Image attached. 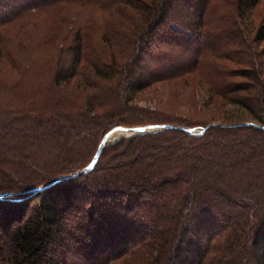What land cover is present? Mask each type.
<instances>
[{
	"label": "trees",
	"instance_id": "obj_1",
	"mask_svg": "<svg viewBox=\"0 0 264 264\" xmlns=\"http://www.w3.org/2000/svg\"><path fill=\"white\" fill-rule=\"evenodd\" d=\"M194 1L0 0V100L21 102L18 115L8 123L0 119V264H264V113L256 112H264V102H238L256 121L213 119L200 126L225 125L199 135L170 127L121 137L102 149L90 170L51 183L87 166L113 126L195 128L163 119L110 122L89 158L71 165L84 129L100 116L92 93L98 80L113 78L116 69L138 72L141 57L151 53L163 57L161 66L173 61L149 44L156 35L165 45L175 38L172 23L182 30L205 27L214 2ZM260 1L234 0L237 20ZM44 11L53 14L51 21L21 22ZM93 27L100 41L88 58ZM253 40H264V19ZM44 43L46 55L36 61ZM217 43L204 28L189 75L178 71L171 77L203 81L217 97L253 91L264 99L250 55L236 73L249 84L229 87L228 62L220 59H233L229 45L220 49ZM32 68L52 74L51 102L41 107L30 105L34 82L25 74ZM62 88L74 102H60ZM244 121L263 127L235 124Z\"/></svg>",
	"mask_w": 264,
	"mask_h": 264
},
{
	"label": "rangeland",
	"instance_id": "obj_2",
	"mask_svg": "<svg viewBox=\"0 0 264 264\" xmlns=\"http://www.w3.org/2000/svg\"><path fill=\"white\" fill-rule=\"evenodd\" d=\"M176 1L180 2L181 0ZM213 2L214 5H210L206 12V26L202 27L201 30L195 29L192 26L189 29L182 30L179 27L180 24L172 23V28L176 32L178 31V33L174 32L172 36L175 35V38L165 41L168 42L167 45L159 41L158 35L153 38L152 44L150 43L149 45H154L153 48L157 47L158 52H161V56L169 54L172 56L173 61L167 64L163 62L165 66H161L160 62L163 60V57L155 58V55L151 53L152 55L141 57L142 66L138 69V72L134 71L131 75H125V72H120L116 69V74L113 78L98 80L92 89V93L94 96L93 101L96 104L100 102L98 110L100 116L93 119L94 123L92 125L88 123L87 128L84 129L85 132H83L86 137H80V141L76 143L75 152L78 154L75 155L77 156V160L71 164L74 165L73 167L78 165V163L85 162L89 158L96 147L99 136L108 127L110 122L134 125L141 122L148 123L163 119L181 123L186 122L187 125L197 128L213 119L220 121L226 117H230L232 120L238 118L254 120L247 115L245 108L241 107L238 102H256L258 107L259 104L264 102L261 94L255 95L252 93L253 91H244L239 94V98L227 99L210 94L208 92L209 86L193 77H188L186 80L180 77H171L172 74L178 71L189 75L192 68L191 58L195 48L198 46L200 40H202L203 29L207 27L210 29V33H212L214 42H218L217 44L220 49L226 48L229 45V56L233 60L220 59V61L228 62L226 64V71L230 75L226 76V80L231 82L229 87H231V84H236L240 81L244 82V84H249V81H246L244 77L236 75V73L241 72V68H244L243 64L239 62L245 59V54L251 56V63L259 72V79L264 84V50L261 49L264 47V40L258 42L253 40L256 27L264 19V0H261L253 10L245 12L243 20H237L236 18L234 0H213ZM193 4L197 5L198 0H195ZM186 10L185 7L182 13L186 14ZM52 16H49L44 11L39 16L29 17L24 21L21 20V22L27 25L34 24L37 23L35 22L36 17L49 22L52 20ZM186 20L188 19L186 18ZM94 25L96 26V23ZM166 27L164 24L159 25L157 31L160 33L162 28ZM237 28L241 29V33L237 31ZM23 36L29 37L30 30L24 31ZM148 38L145 39V46L148 43ZM88 39L90 43L88 58H92L93 51L97 50L100 41L99 30L96 27L89 30ZM219 43H221V46ZM39 46L44 47V50L41 51L36 61L42 60L46 55V50L49 48L46 43ZM126 61H129V59L124 62L120 60L119 62H122L123 65ZM201 69L203 73L211 74V70L208 68ZM219 71L217 72L219 73ZM51 75L49 71L40 72L35 68L26 72L25 78L34 82V87L30 91L31 106L41 107V105L51 102L49 94L50 87L53 88ZM138 83L145 84L144 89H138ZM215 85L217 88L218 82ZM222 85L219 87L222 88ZM65 89L62 88L59 92L58 97H61L60 102H74L69 91ZM74 92L80 93L78 90ZM10 101H13L12 97L0 100V119L5 120L7 123L18 115L17 112L20 110L18 105L21 104V102ZM215 105H217L216 108ZM256 112L260 114L264 113L258 111V109H256ZM90 115L94 116V113H90ZM133 135L120 136L114 134L111 139H108L105 146L116 142L121 137ZM6 205L9 206L10 204Z\"/></svg>",
	"mask_w": 264,
	"mask_h": 264
},
{
	"label": "water",
	"instance_id": "obj_3",
	"mask_svg": "<svg viewBox=\"0 0 264 264\" xmlns=\"http://www.w3.org/2000/svg\"><path fill=\"white\" fill-rule=\"evenodd\" d=\"M235 124L253 125V126H257V127H263L262 125H260L256 122H251V121L238 122ZM211 125H225V124H221L218 122H211L207 125L200 126L197 128H183L181 126H175L172 124H161V125L154 124V125H140V126H124V125L113 126L101 138L99 145H98V148H97V151H96L95 155L93 156L91 162L87 166L83 167L82 169H80V170H78L72 174L64 175V176L52 181L51 183L58 181L62 178H66V177H70V176H76V175L82 174V173L90 170L96 164L98 157H99L103 147L106 145L108 139L109 138L111 139L115 132L120 133L119 134L120 136H124V135H133V134H140V133H145V132L159 131V130L164 129V128L172 127V128L182 129L188 133L199 135V134L203 133ZM43 187L44 186H39V187L35 188L34 190L37 191ZM2 196H3V194H0V197H2Z\"/></svg>",
	"mask_w": 264,
	"mask_h": 264
},
{
	"label": "bare ground",
	"instance_id": "obj_4",
	"mask_svg": "<svg viewBox=\"0 0 264 264\" xmlns=\"http://www.w3.org/2000/svg\"><path fill=\"white\" fill-rule=\"evenodd\" d=\"M114 134H116V135H119L120 133H118V132H115ZM114 134H113V135H114Z\"/></svg>",
	"mask_w": 264,
	"mask_h": 264
}]
</instances>
